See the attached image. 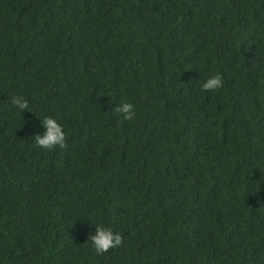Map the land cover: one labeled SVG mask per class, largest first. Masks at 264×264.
I'll use <instances>...</instances> for the list:
<instances>
[{"label":"trees","instance_id":"16d2710c","mask_svg":"<svg viewBox=\"0 0 264 264\" xmlns=\"http://www.w3.org/2000/svg\"><path fill=\"white\" fill-rule=\"evenodd\" d=\"M0 264H264V0H0Z\"/></svg>","mask_w":264,"mask_h":264},{"label":"clouds","instance_id":"9594fccd","mask_svg":"<svg viewBox=\"0 0 264 264\" xmlns=\"http://www.w3.org/2000/svg\"><path fill=\"white\" fill-rule=\"evenodd\" d=\"M223 87V81L220 75L209 77L202 85V90L205 92L217 91ZM12 104L21 112H25L29 105L27 100L22 97H14ZM115 113L121 115L124 121H132L135 116V108L131 103H123L113 109ZM44 132L42 135H37L34 139V147L44 150L53 151L56 149H64L67 147V137L63 127L53 118L48 117L42 120ZM88 242L91 243L92 249L97 255H103L112 249H116L123 244V237L114 233L112 229L105 227H96V232L93 235L91 232L88 235Z\"/></svg>","mask_w":264,"mask_h":264}]
</instances>
